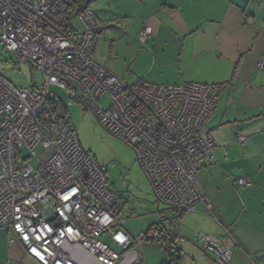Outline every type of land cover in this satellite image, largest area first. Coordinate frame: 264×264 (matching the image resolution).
<instances>
[{
  "label": "built area",
  "instance_id": "1",
  "mask_svg": "<svg viewBox=\"0 0 264 264\" xmlns=\"http://www.w3.org/2000/svg\"><path fill=\"white\" fill-rule=\"evenodd\" d=\"M73 2L0 0V44L44 73L43 85L33 88H18L0 75V228L13 229L41 264H142L149 242L160 244L167 264H183L175 248L176 239L183 240L181 213L202 201L219 220L199 190L198 171L218 147L206 123L220 86L125 81L95 57L94 11L89 4L78 6L70 16ZM76 18L83 29L75 26ZM150 35L145 27L139 39L144 42ZM258 67L264 69V59ZM52 86L66 90L70 103H84L102 126L134 147L157 202L177 213L170 227L172 243L162 239L166 230L161 226L138 235L129 231L103 166L57 113L61 100ZM237 182L251 185L249 178ZM195 237L201 247L217 245L230 259L231 250L214 235L196 231Z\"/></svg>",
  "mask_w": 264,
  "mask_h": 264
},
{
  "label": "crops",
  "instance_id": "2",
  "mask_svg": "<svg viewBox=\"0 0 264 264\" xmlns=\"http://www.w3.org/2000/svg\"><path fill=\"white\" fill-rule=\"evenodd\" d=\"M97 5L95 57L120 78L221 85L206 123L218 147L198 171L199 190L219 220L202 201L181 214L183 240L176 243L183 264H215L197 247L196 231L214 235L231 250L229 264H264V69L258 67L264 59V0H106ZM74 24L83 29L79 19ZM145 27L151 35L142 42L138 36ZM238 135L245 139L239 141ZM237 178H249L251 185H240ZM156 223L171 227L162 221L150 226ZM148 248L153 249L143 248L142 264H162L166 256L153 257ZM10 262L41 264L13 229L4 227L0 264Z\"/></svg>",
  "mask_w": 264,
  "mask_h": 264
},
{
  "label": "rangeland",
  "instance_id": "3",
  "mask_svg": "<svg viewBox=\"0 0 264 264\" xmlns=\"http://www.w3.org/2000/svg\"><path fill=\"white\" fill-rule=\"evenodd\" d=\"M104 1L106 0H92L89 7L95 13L98 9L97 3L104 5ZM0 75L18 88H31L33 83L43 85L44 80L41 69L18 60L16 53L7 50L3 44H0ZM51 88L61 100L57 113L70 122L80 139L81 146L90 151L103 166L108 178V186L118 195V202L124 205L121 216L128 215L126 227L129 231L138 235L146 231L154 222L162 221L166 226H169V223L171 226L173 223L176 224L177 213L164 203L157 202L153 185L141 168L134 147L102 126L93 111L87 109L84 103L76 100L70 103L69 93L66 90L55 86ZM40 149L39 145L34 148L36 152ZM22 152L25 156L30 155L26 147L22 148ZM30 162L36 166L34 158H30ZM105 240L113 245L109 238ZM145 246L155 249L148 248L153 251V257L156 253L166 256L165 252L156 245L146 243ZM197 247L203 250L200 245ZM207 253L214 255L211 251Z\"/></svg>",
  "mask_w": 264,
  "mask_h": 264
},
{
  "label": "trees",
  "instance_id": "4",
  "mask_svg": "<svg viewBox=\"0 0 264 264\" xmlns=\"http://www.w3.org/2000/svg\"><path fill=\"white\" fill-rule=\"evenodd\" d=\"M90 1L91 0H74V2L73 3H71V7H70V9H69V15L71 16L72 15V13L75 11V9H76V7H80L81 6V8L82 7H84V6H88V4L90 3ZM86 3V4H85ZM85 4V5H84ZM78 9V8H77ZM70 16H69V18H70ZM216 85H218V86H220V90H221V85L220 84H216ZM182 214V213H181ZM154 226H158L157 225V223L156 224H154L153 226H150V228H152V227H154ZM149 228V229H150ZM148 229V230H149ZM166 230V233H164V237L162 238V239H165L166 241H168V243H172L173 241V239H175L171 234V232H172V230H171V228H169V229H165ZM144 232H146V231H144ZM172 241V242H171ZM176 248V251L178 252V256H179V260L182 262V254H181V250H180V248L177 246V247H175ZM168 263V260H167V258H165V260L163 261V263L162 264H167ZM183 263V262H182ZM215 264H217L216 263V261L214 262Z\"/></svg>",
  "mask_w": 264,
  "mask_h": 264
},
{
  "label": "water",
  "instance_id": "5",
  "mask_svg": "<svg viewBox=\"0 0 264 264\" xmlns=\"http://www.w3.org/2000/svg\"><path fill=\"white\" fill-rule=\"evenodd\" d=\"M210 246H211V248H204V247H202V248H203V252H205L209 257H211V260L213 262H215L214 259L219 258L224 262V264H229L230 259H226L222 256V254L220 253V249L217 245H210ZM207 251L213 252L214 255L207 253Z\"/></svg>",
  "mask_w": 264,
  "mask_h": 264
},
{
  "label": "clouds",
  "instance_id": "6",
  "mask_svg": "<svg viewBox=\"0 0 264 264\" xmlns=\"http://www.w3.org/2000/svg\"><path fill=\"white\" fill-rule=\"evenodd\" d=\"M182 214H183V213H182ZM180 216H181V215H180ZM180 216H179V217H180ZM220 242H221V241H220Z\"/></svg>",
  "mask_w": 264,
  "mask_h": 264
}]
</instances>
